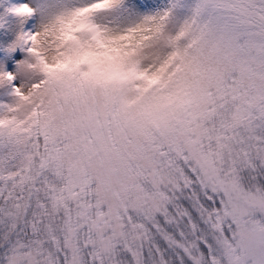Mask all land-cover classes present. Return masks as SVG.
<instances>
[{
  "label": "snow or ice",
  "instance_id": "1",
  "mask_svg": "<svg viewBox=\"0 0 264 264\" xmlns=\"http://www.w3.org/2000/svg\"><path fill=\"white\" fill-rule=\"evenodd\" d=\"M153 3L49 0L39 75L0 13V264H264V0Z\"/></svg>",
  "mask_w": 264,
  "mask_h": 264
},
{
  "label": "rangeland",
  "instance_id": "2",
  "mask_svg": "<svg viewBox=\"0 0 264 264\" xmlns=\"http://www.w3.org/2000/svg\"><path fill=\"white\" fill-rule=\"evenodd\" d=\"M19 2V0H9L10 4H13L14 2ZM168 1V0H166ZM165 0H154V3L151 7L136 10L131 7H127L126 10L118 16V19L120 22H127L129 19L134 18L139 15H144L147 13L154 12L162 7H164ZM32 2L37 6L38 13L36 14L35 18L29 17V21L27 23L26 29H23L24 31H34L38 27V25L42 22V15L43 9L49 2V0H32ZM125 4L127 5V0H125ZM8 26L12 27V31L8 32V28L5 27L3 29H0V34H7L8 40L14 38L15 36V27L16 23L7 24ZM1 46V45H0ZM27 52L24 47H16L12 51H9L7 55L0 56V67L3 68L4 71L8 72H15L17 69L18 62L25 59L27 56ZM20 79L22 77H18L14 83H19ZM10 89L6 85H0V101H7L11 99L10 97Z\"/></svg>",
  "mask_w": 264,
  "mask_h": 264
},
{
  "label": "clouds",
  "instance_id": "3",
  "mask_svg": "<svg viewBox=\"0 0 264 264\" xmlns=\"http://www.w3.org/2000/svg\"><path fill=\"white\" fill-rule=\"evenodd\" d=\"M53 26L52 21H42L36 28L35 39L36 44L33 47L40 53H42V58L40 64L42 67H38L36 70V75H39L43 69H55L59 66L58 52L55 50V46L52 44L54 36L51 32ZM47 29V33H46ZM40 82H37L39 84ZM33 90L32 85H29L24 92L27 95Z\"/></svg>",
  "mask_w": 264,
  "mask_h": 264
},
{
  "label": "trees",
  "instance_id": "4",
  "mask_svg": "<svg viewBox=\"0 0 264 264\" xmlns=\"http://www.w3.org/2000/svg\"><path fill=\"white\" fill-rule=\"evenodd\" d=\"M166 1V0H165ZM168 1H166L164 3V6L167 4ZM14 3H18L17 1L14 2ZM12 4H10L9 0H0V13H2L4 11V9L8 6H10ZM17 21V18L12 16V15H9L7 18H6V24H11V23H16ZM29 21V18H27L25 21H24V24H23V29H26L27 27V23ZM0 29H3V28H0ZM7 53H9V51L7 50V47H6V44L4 45H1L0 46V56H5L7 55Z\"/></svg>",
  "mask_w": 264,
  "mask_h": 264
}]
</instances>
